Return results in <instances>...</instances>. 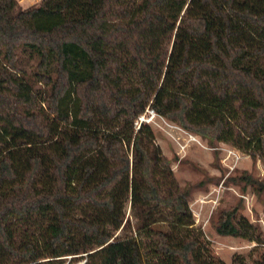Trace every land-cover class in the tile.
<instances>
[{
    "label": "trees",
    "instance_id": "16d2710c",
    "mask_svg": "<svg viewBox=\"0 0 264 264\" xmlns=\"http://www.w3.org/2000/svg\"><path fill=\"white\" fill-rule=\"evenodd\" d=\"M148 109L264 162V0H0V264H227ZM128 201L138 233L114 237ZM238 211L215 231L264 242Z\"/></svg>",
    "mask_w": 264,
    "mask_h": 264
},
{
    "label": "rangeland",
    "instance_id": "374dc122",
    "mask_svg": "<svg viewBox=\"0 0 264 264\" xmlns=\"http://www.w3.org/2000/svg\"><path fill=\"white\" fill-rule=\"evenodd\" d=\"M40 1L18 0V3L22 8H28ZM165 120L166 122L158 118L157 122H149L156 133L155 144L171 160L180 184L191 189L190 207L195 216L191 229L202 232L210 249L209 252L205 251V254L217 255L227 264H232L233 257L241 254L249 264H254L264 254V242L243 236L220 235L215 231L214 224L222 210L238 207V217L249 219L253 226L260 230L264 239V192L259 194L256 187L246 185L242 180H232L247 174L264 182V162L253 159L243 149L225 141L210 144L196 133L194 134L203 145L190 141L188 135L168 124L178 123L166 118ZM186 142L190 146L183 148L181 144ZM125 210L132 225L121 227L114 237L138 233V220L130 201L126 203ZM174 223L175 219L170 214H165L159 225L172 230ZM255 232L252 231L251 235L254 233L256 237ZM185 233L186 230L181 231V234ZM143 241L144 244L151 243V240L145 237ZM149 251L145 250L146 253Z\"/></svg>",
    "mask_w": 264,
    "mask_h": 264
},
{
    "label": "built area",
    "instance_id": "2783aa9c",
    "mask_svg": "<svg viewBox=\"0 0 264 264\" xmlns=\"http://www.w3.org/2000/svg\"><path fill=\"white\" fill-rule=\"evenodd\" d=\"M158 118L163 119L166 122L164 116L158 114L153 109H149V111H146V113L142 114L139 117V119L137 121V127L139 128L142 123L150 124L149 122H151V121L157 122ZM168 124L170 126H173L174 128H177L178 130L182 131L186 135H188V139L190 141H193V142H196L200 145H203L202 141L199 139V137L197 135L188 131L187 129H185L181 125H178V124L176 125L174 123H172V124L168 123ZM181 146L183 148H185L186 146H190V144L186 142V143L181 144ZM60 264H88V253L65 255L61 258Z\"/></svg>",
    "mask_w": 264,
    "mask_h": 264
}]
</instances>
